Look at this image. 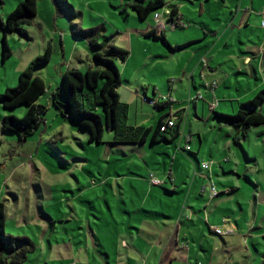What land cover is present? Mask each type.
I'll list each match as a JSON object with an SVG mask.
<instances>
[{
	"label": "rangeland",
	"instance_id": "rangeland-1",
	"mask_svg": "<svg viewBox=\"0 0 264 264\" xmlns=\"http://www.w3.org/2000/svg\"><path fill=\"white\" fill-rule=\"evenodd\" d=\"M21 1L23 0H0V18L5 20ZM134 1L37 0V16L33 24L23 25L22 34L6 32V42L12 52L6 60L2 57L4 30L0 26V95L7 88L17 86L20 73L37 57L43 55L48 43L53 50L50 62L34 70L35 75H39L46 84V93L38 103L47 108L44 120L34 135L26 141H19L15 134L3 131L2 118L6 115L22 117L27 107L22 105L15 109H4L0 101V202L6 206V233L29 238L34 245L23 264H160V260L153 259L154 255L146 260L145 255L140 252L139 248L146 245L143 243V235L138 234L136 228V212H130L137 208L132 205V200L136 204L140 198L129 177L137 178L139 175L147 178V171L137 167L128 170V158L124 154L130 156L132 153L128 152V148H123V145L114 144L112 132H105L102 143H89L87 131L79 130L78 124L71 118L58 114L51 102L53 91L60 86L62 70V73L69 69L85 72L91 65V61L89 66L86 61L79 63L80 55H88L90 60L92 56L88 50V41L75 33L89 29L99 31L100 41L105 37H113V40L117 39L113 45L122 49L123 37L119 34L127 26L135 29L137 25L152 30L155 27L156 11L164 14L168 7L175 5L185 15V29L169 28L165 32L167 34L176 35L189 28L202 27V21L210 25L209 28L213 32L218 33L214 37L216 41L226 28L233 31L234 37L229 42L237 47L239 44L244 47L241 42L248 46L246 52L250 54H245L250 55L259 70L257 79L251 67L250 70H243V61L226 60L218 69L219 73H212L207 68L204 70L206 77H203L199 69L196 86L189 77H184L180 95L171 98L168 97L171 84L161 77L159 70L143 69L147 80H152L147 86L148 94L145 97L155 100L153 87L156 86L157 94L161 90L158 94L159 100L173 107L172 111L184 108L187 113L183 125H186L187 132L192 130L194 133L199 128V132L207 135V143L205 141L203 145L205 153L214 139L213 136L220 135V139L225 141L230 134L228 126L220 125V118L216 113L234 114L241 108L242 103L253 99L264 89V72L261 67L264 49V23L261 22L264 16H257L256 22H248L250 12L242 7V16L238 20L235 18L233 22V15H236V7L233 6L238 0H228L232 8H227V16L220 14L219 5L222 0H219L220 4L215 1L212 4L204 3L202 16L199 14L200 1L164 0V7L152 11L145 20H140L131 7ZM69 4L73 6L72 9ZM246 9L250 10V7ZM188 16L195 17L194 21L188 20ZM202 33L204 35L203 31ZM209 38L212 40L211 36ZM150 40L154 42L153 38ZM162 43V40L157 42L166 51ZM236 53L238 56V52ZM117 62L115 61L116 65ZM175 64V67L181 66L179 62ZM246 73L251 76L245 75ZM153 80L156 83H153ZM174 81L172 86L175 92L179 78L174 77ZM139 91L144 96L145 90L139 87ZM197 94L200 99L196 100L198 102L195 105ZM140 103L145 111H157L150 102L144 101L143 104L140 100ZM133 108L135 109V106L131 111H134ZM257 110L264 113V103ZM194 139V142L187 143L190 146L187 150H184L187 145L182 140L172 144H159L154 147L153 153L150 150L149 153L160 160L152 163L156 172L165 176L162 159L167 162L168 172L173 156L177 157L174 171L178 170L184 161L186 170L192 172L194 167L198 169L197 166L204 163L203 160L208 157L202 159L198 135H195ZM233 145L239 154V161L227 157L214 167H218L219 176L225 172L227 177H232L226 185L239 181V199H250V206L240 202L243 208L247 209L244 215H247L250 223L255 224L246 232L241 229L243 236H234L230 246L225 244L226 236L209 235V238L218 240L223 252L219 256H216L215 252L212 263L200 259L193 260L191 264H264V126L251 128L248 137L242 139L240 145ZM150 146L149 142L147 148L150 149ZM124 149L127 152L123 153ZM245 152H248V156ZM191 153L197 154V158ZM136 155L138 156V153ZM222 156L226 155H221L219 160ZM231 166L237 167V175L229 171ZM211 167L205 171L207 174H211ZM215 175L213 179L216 187L220 189L223 184ZM135 183L133 184L136 185ZM153 187L163 193L165 191L159 186ZM123 190L130 192V195L124 197ZM149 202H152V199H149ZM157 202L160 203L159 200ZM125 204H128L130 211ZM240 210L242 211L238 204V214ZM242 215L243 212L238 215L239 218ZM255 235L257 237H254ZM246 238L248 242H244L243 239ZM24 246L28 247L18 245L17 249ZM163 262L168 264L169 260Z\"/></svg>",
	"mask_w": 264,
	"mask_h": 264
},
{
	"label": "crops",
	"instance_id": "crops-1",
	"mask_svg": "<svg viewBox=\"0 0 264 264\" xmlns=\"http://www.w3.org/2000/svg\"><path fill=\"white\" fill-rule=\"evenodd\" d=\"M194 1H200V16H202L204 12V3L212 4V2L215 1L220 4L219 0ZM238 1L239 2H236L235 6H233L236 7V15H233V22L235 18L238 20L242 16V7H245L244 9L250 12L248 22L250 20L256 22L258 20L257 16H262L263 18L264 0ZM220 2V14L227 16V8L231 9L232 5L228 0H222ZM248 6L250 7V10L246 9ZM175 7L179 12L180 22L183 24L179 29H185V15L180 11L178 6L175 5ZM233 12L234 11H231V13ZM253 16L255 17L254 19H252ZM187 19L194 21L195 17L188 16ZM262 21L263 22L261 23H264V19ZM200 24L204 26H199L194 29L189 28L185 32L176 35H173V33H163L168 42V45L162 43L165 46L166 51L157 44V42H160V38L154 36L148 37L147 34L154 31V29L148 30L145 27L143 28L136 25L135 29H130L127 26L122 33H118L119 36L123 37L124 46L122 49L129 53L127 58H118L116 60L118 61L117 66L122 78V84L118 89V93L120 95V100L126 103L129 108L127 117L128 125L131 127L155 128L160 121L166 122L168 119H173L177 124H180V134L173 141H158L156 143L147 141L140 144L114 143L117 145H123V148H128V152L132 153L130 156L124 154L125 157L128 158L127 165L129 166V171L137 167V169H143L149 174L148 176L146 172H143L147 175V178L139 177V175H137V178L129 177L140 200L136 204L134 203V200H132V205L137 206V208L132 211L129 210L128 204L125 205L130 212H136V214H134V217H137L136 228L138 234L143 235V243L146 245L143 248H139L140 252L145 255L146 260L150 259L151 255H154L153 259L160 260V264H166L163 262L165 260H169V262H167L168 264H191L190 262L193 260L200 259H205L212 263L215 252H217L216 256H219L223 252V249L220 247L218 240L209 238V235L212 236V234H217L221 237L226 236V239H224L225 244L230 246L234 238H241L243 236V233L240 231L241 229L246 232L247 230L252 229L255 224V222L250 223L247 215H244V212L247 209L243 208L242 204L244 203V205L250 206V199H239V181H236V184L232 183L226 185L227 182L232 180V177H227L225 172H223L224 175L219 176L217 171L218 167H214L216 163L227 159V157H233L234 160L237 159L239 161V154L236 151L237 149L233 148L234 143L232 140L233 136L236 134V130L231 126H228L223 120H220L219 122L222 127H229L230 134L228 133V139L226 138L224 141L220 139V135L213 136L214 139L210 136L212 140L208 145L209 148L207 153H205L203 145L205 141L207 143V135L204 136V134L199 132V128H197L194 133L192 130L188 133L186 125H183L187 111H185L184 108L182 110L172 111L173 107L169 106L165 101L159 100L158 94L161 93V90L160 93L157 94L156 86L153 87V92L155 94V100L160 104L159 107H155L157 111H145L144 106L140 103L141 100V102L145 104L142 98L148 94L146 93L147 86L152 83V80H147L148 77L143 71L144 68L149 70H159L161 77H164V79L171 84L170 93L168 95V97L170 96L171 98L172 96L176 98L180 93V87L181 83L184 82V77H189L191 82L196 86L195 80L199 69H201L200 75L203 77H206L204 70L207 68L210 69L212 73H219L220 70L218 69L226 60L238 59L243 61V66H245L243 70H250L249 67H251L255 78H258L259 70L255 67L254 61L251 59L250 55H248L250 52H246L248 51V46L241 42L244 47H240V44L237 47V45L229 42V40L234 37L233 31L226 28V30L218 36V40L216 41L214 37H216L218 33L213 32L209 28L210 25L207 23L204 24L202 21ZM201 30L204 32V35ZM209 33L211 34L209 35ZM157 36L159 37L160 34H157ZM209 36L212 37V40ZM105 38H108L111 44L117 40H113V37ZM150 38H153L156 43L151 41ZM221 41L224 42L220 43ZM181 45L184 47L177 48ZM88 50L91 55L90 48ZM236 52H238V56ZM84 61L87 62L88 66L90 65L91 60L88 55L85 57H82L81 55L79 56V63L81 64ZM175 62L181 63V66L175 67ZM89 67H94L92 62ZM261 67L263 70L262 72H264V59ZM62 71L60 72V77ZM245 75L251 76L248 73ZM174 77L179 78V83L176 86L175 92L174 86H172L173 82H175ZM153 83L156 82L153 80ZM139 84L140 86H138ZM139 87L145 90L144 96L143 94H140ZM160 99H162V97ZM199 99L200 95L197 94L194 100L196 102V100ZM197 102L195 105H197ZM134 106V111H131V108ZM195 112L198 114L197 111ZM195 135H198L200 140L201 151H199L203 154L202 159L208 157L207 160H203L204 163L208 162L210 167L212 166L211 169L213 168L211 174L205 172L210 170V167L209 169L204 170L201 168L200 164L198 165V163V169L194 167L192 172H190V170H186L185 168V161L181 162L178 170L174 171L173 167L177 159L176 156L171 158V165L168 172H166L167 162L162 159L165 176H161L160 173L156 172L157 170L152 166V163L156 161L160 162V160L152 154L155 151L154 147L163 143L172 144L179 140L184 141L187 145V143L189 144L195 141ZM165 136L172 139L171 133H167ZM149 142L151 143L150 149L147 148ZM238 145H240V143ZM187 147L190 148V146L187 145L184 150H187ZM150 150L152 153H149ZM122 151L124 153L126 150L124 149ZM138 151L141 152V155H139ZM137 153L138 156L136 155ZM191 154L195 159L198 156L195 153ZM221 155L226 156H222L223 158L219 160ZM245 155L248 156V152H245ZM216 160L219 161L217 162ZM219 165L221 166V164ZM235 165L237 164L235 163ZM221 169L224 171L223 167H221ZM236 170V166H231L229 169L234 175H237L235 173ZM214 174H216L215 176H217L218 181L223 184L220 189L216 187L213 179ZM150 176L151 178L149 180ZM152 177L160 180L161 184H153ZM135 182H137V184ZM209 183H213L218 191V195L213 199L209 197L208 192H201L202 188L208 186ZM153 186L164 188V193ZM123 191L122 195L124 197L130 195V192L127 193V190ZM164 194L166 195L164 196ZM149 199H152V202H149ZM157 200H159L160 203H158ZM237 203L242 209L239 214L243 212L244 215L240 218L237 213ZM218 231H221V233H218ZM237 231H239V233ZM254 237L257 236L255 235ZM243 240L244 242H248L247 238L246 240Z\"/></svg>",
	"mask_w": 264,
	"mask_h": 264
},
{
	"label": "trees",
	"instance_id": "trees-1",
	"mask_svg": "<svg viewBox=\"0 0 264 264\" xmlns=\"http://www.w3.org/2000/svg\"><path fill=\"white\" fill-rule=\"evenodd\" d=\"M67 3V1H66ZM164 0H135L131 3L132 9L140 20H145L149 14L164 7ZM72 9V6H69ZM173 16L178 12L175 6L171 7ZM158 12V11H156ZM37 16V0H23L5 20L0 18V26L4 30L2 57L4 60L12 54L7 42L6 32L23 33V25H31ZM86 39L90 45L91 62L85 72L78 69H69L61 74L60 86L53 91L51 102L58 114L71 118L78 124L81 131H87L89 143H102L106 131L114 134V143H144L150 141H173L180 134V124L161 131L163 121L155 128L131 127L127 123L128 105L120 100L118 89L122 84L121 73L115 61L125 59L129 53L110 43L108 38L100 41V32L93 29L75 33ZM25 35V34H24ZM148 36L160 38L168 45L163 34L159 37L152 31ZM178 46L177 48H183ZM52 46L48 43L43 55L32 61L29 67L19 75L18 84L14 88H7L0 95L4 109H15L22 105L27 107L22 117L6 115L2 118V129L13 133L19 141H26L40 128L47 108L39 104V99L46 93L44 80L35 75L34 70L47 65L52 58ZM264 59V49H263ZM264 103V89L255 97L241 104V108L234 114L216 113L220 120L236 130L233 143L238 145L247 137L253 127L264 126V113L257 109ZM155 107H159L156 102ZM171 133L172 139L165 134ZM6 206L0 202V264H23L27 254L34 249L29 238L15 237L5 231ZM18 245H28L17 249Z\"/></svg>",
	"mask_w": 264,
	"mask_h": 264
},
{
	"label": "built area",
	"instance_id": "built-area-1",
	"mask_svg": "<svg viewBox=\"0 0 264 264\" xmlns=\"http://www.w3.org/2000/svg\"><path fill=\"white\" fill-rule=\"evenodd\" d=\"M154 23H155V27H154V32L156 34H163L165 33L169 28L170 29H178L181 28V23H180V15L179 13H177L175 16H173V10L171 8H167L164 12V14L156 12L154 15ZM143 101L145 102H150L151 104H153L155 106L156 104V100H148L146 97L142 98ZM176 122L173 119H168L166 122L163 123V125L161 126L160 130L161 131H166V129H169L173 126H175ZM187 149H189V147H187ZM210 164L207 162L202 163L201 164V168L204 170L209 169ZM152 183L159 185L161 184V181L153 178L152 177ZM202 193L204 192H208L209 193V197L211 199H213L214 197H216L218 195V191L215 188L213 183H209L208 186L203 187L201 190ZM217 231V230H216ZM218 233H221V231H218Z\"/></svg>",
	"mask_w": 264,
	"mask_h": 264
}]
</instances>
